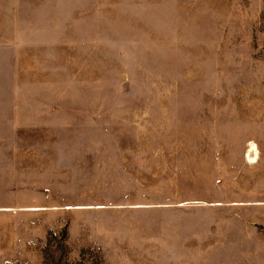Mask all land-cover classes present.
<instances>
[{"label": "rangeland", "instance_id": "obj_1", "mask_svg": "<svg viewBox=\"0 0 264 264\" xmlns=\"http://www.w3.org/2000/svg\"><path fill=\"white\" fill-rule=\"evenodd\" d=\"M0 264H264V0H0Z\"/></svg>", "mask_w": 264, "mask_h": 264}, {"label": "bare ground", "instance_id": "obj_2", "mask_svg": "<svg viewBox=\"0 0 264 264\" xmlns=\"http://www.w3.org/2000/svg\"><path fill=\"white\" fill-rule=\"evenodd\" d=\"M246 161L249 164H256L258 161V150L255 143H250L246 155Z\"/></svg>", "mask_w": 264, "mask_h": 264}]
</instances>
